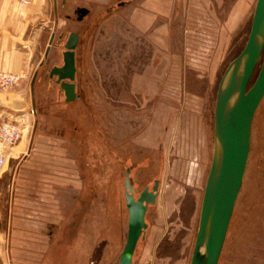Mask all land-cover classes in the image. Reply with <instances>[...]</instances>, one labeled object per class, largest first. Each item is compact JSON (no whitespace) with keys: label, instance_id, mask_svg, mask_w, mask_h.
I'll use <instances>...</instances> for the list:
<instances>
[{"label":"rangeland","instance_id":"rangeland-1","mask_svg":"<svg viewBox=\"0 0 264 264\" xmlns=\"http://www.w3.org/2000/svg\"><path fill=\"white\" fill-rule=\"evenodd\" d=\"M255 1L48 0L38 10L41 51L0 89L27 99L12 120L24 119L21 139L0 147L11 155L0 175V264H118L126 169L134 198L158 183L132 263L189 264L218 84L244 47ZM71 32L76 97L66 101L50 72ZM217 264H264V95Z\"/></svg>","mask_w":264,"mask_h":264},{"label":"water","instance_id":"water-1","mask_svg":"<svg viewBox=\"0 0 264 264\" xmlns=\"http://www.w3.org/2000/svg\"><path fill=\"white\" fill-rule=\"evenodd\" d=\"M76 10L80 19L87 13ZM53 35L50 37L49 45ZM78 34L71 32L64 44L63 65L53 67L64 90L65 100L76 97L72 80L75 75L74 49ZM47 53V51H46ZM257 73L254 76L258 62ZM70 80V81H66ZM264 95V0H256L247 40L240 53L229 63L217 88L213 150L206 176L199 220L189 264H217L234 204L238 196L250 151L251 124ZM157 181L152 190L145 187L134 198L129 169L124 181L128 211L126 241L118 264H133L136 243L146 228L148 204L155 202Z\"/></svg>","mask_w":264,"mask_h":264},{"label":"crops","instance_id":"crops-1","mask_svg":"<svg viewBox=\"0 0 264 264\" xmlns=\"http://www.w3.org/2000/svg\"><path fill=\"white\" fill-rule=\"evenodd\" d=\"M47 1L30 0L28 4L20 6L13 0H0V69L17 73L27 72L31 67L34 56H38L41 51L44 27L39 30L31 29L38 21V10L49 5ZM56 1L51 0V3L55 4ZM49 40L50 38L48 45ZM46 51L48 53V48ZM34 81L35 78H32L31 83ZM22 92L0 91V126L11 122L18 109L27 106L26 97H21ZM10 157L11 155L6 168Z\"/></svg>","mask_w":264,"mask_h":264},{"label":"built area","instance_id":"built-area-1","mask_svg":"<svg viewBox=\"0 0 264 264\" xmlns=\"http://www.w3.org/2000/svg\"><path fill=\"white\" fill-rule=\"evenodd\" d=\"M19 5H25L30 0H14ZM25 76L9 71L0 69V89L9 88L10 86L17 84ZM24 119H21V123L17 120L3 124L0 127V147L10 146L21 139L23 134ZM7 165V159L3 153H0V175L5 171Z\"/></svg>","mask_w":264,"mask_h":264},{"label":"trees","instance_id":"trees-1","mask_svg":"<svg viewBox=\"0 0 264 264\" xmlns=\"http://www.w3.org/2000/svg\"><path fill=\"white\" fill-rule=\"evenodd\" d=\"M259 65H260V61H259L258 64H257L256 70H255V73H254V76H255V74L257 73V70H258V68H259Z\"/></svg>","mask_w":264,"mask_h":264},{"label":"flooded vegetation","instance_id":"flooded-vegetation-1","mask_svg":"<svg viewBox=\"0 0 264 264\" xmlns=\"http://www.w3.org/2000/svg\"><path fill=\"white\" fill-rule=\"evenodd\" d=\"M149 190V189H148ZM154 193H156L155 191H154Z\"/></svg>","mask_w":264,"mask_h":264}]
</instances>
